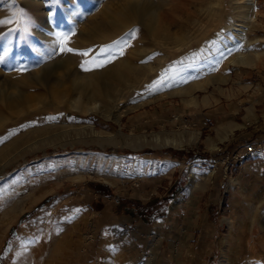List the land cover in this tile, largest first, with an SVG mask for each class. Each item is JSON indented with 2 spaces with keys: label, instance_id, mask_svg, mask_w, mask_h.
Masks as SVG:
<instances>
[{
  "label": "rangeland",
  "instance_id": "rangeland-1",
  "mask_svg": "<svg viewBox=\"0 0 264 264\" xmlns=\"http://www.w3.org/2000/svg\"><path fill=\"white\" fill-rule=\"evenodd\" d=\"M128 1L132 0H113L110 12H117ZM148 2L150 8L165 17L164 30L168 37L154 35L139 18L120 30L111 31V14L105 6L96 9L98 0H36L32 7H26L24 0H0V20L12 21L0 24V210L13 206L16 172L25 163L46 156L160 153L196 158L204 154L212 164L232 161L238 136L221 144L215 152L209 151L207 143L212 132L187 123L194 105H188V96L178 93L209 82L206 89L193 93L197 99L195 106L203 105L208 98L227 102V92L234 83L233 71L249 67L233 63L238 59L233 57L235 48L224 47L237 41L235 29L247 7L246 0ZM263 4L264 0H257L256 21L245 38L248 45L238 49V53L247 56L261 55L260 65L251 67L264 65ZM64 11L70 12L69 26L72 27L59 35L58 41L54 40L52 31L46 30L51 38L40 40L42 56H37L30 45L37 39L31 30L33 25L38 26L45 15L51 16L52 23L56 24ZM97 28L104 30L99 32ZM61 36L68 38L67 47L88 51L90 56L61 52ZM5 41L11 47L7 54L1 51ZM93 60L110 62L97 68ZM85 61L91 70L81 68ZM221 78L226 81L215 80ZM252 131H243L240 136L250 135ZM157 134L189 143L179 148L154 146L151 138ZM145 138L148 144L142 143ZM114 202L120 203L119 199ZM207 208L208 205L202 204L200 213ZM218 209L213 218L216 227L213 237H207L200 244L202 225L195 230L194 264L234 261L264 264V206L261 217L253 221L252 232L244 234L240 244L230 242L231 249L223 248L222 239L228 238L229 233L227 228L219 227L218 213H223V207ZM4 221L7 219L1 223ZM239 246L241 254L236 255L234 252H238ZM2 247L3 240H0V254ZM259 254L263 259L258 260ZM184 261L181 258L182 264H193ZM0 264H12V260L7 258ZM22 264H30L28 256H24Z\"/></svg>",
  "mask_w": 264,
  "mask_h": 264
},
{
  "label": "crops",
  "instance_id": "crops-1",
  "mask_svg": "<svg viewBox=\"0 0 264 264\" xmlns=\"http://www.w3.org/2000/svg\"><path fill=\"white\" fill-rule=\"evenodd\" d=\"M255 7L245 35L256 21L257 0ZM243 13L236 28L249 21V11ZM238 49L235 59H253L238 63L250 68L233 71L227 102H196L187 120L210 129L211 152L237 135L232 161L212 164L204 154L76 153L25 163L16 172L13 206L0 210V262L22 264L28 256L30 264H182L181 258L194 264L195 230L202 225L200 244L214 236L217 207H223L219 227L229 233L223 248L240 244L264 206V65L251 67L260 65L261 55ZM246 130L253 133L241 137ZM202 204L208 208L200 213ZM236 249L240 255L241 246Z\"/></svg>",
  "mask_w": 264,
  "mask_h": 264
},
{
  "label": "bare ground",
  "instance_id": "bare-ground-1",
  "mask_svg": "<svg viewBox=\"0 0 264 264\" xmlns=\"http://www.w3.org/2000/svg\"><path fill=\"white\" fill-rule=\"evenodd\" d=\"M98 1H99V3L96 5V9L99 8V7L101 8V6H105V7H107L106 10L111 14V22H110L111 31H115L117 29L120 30L122 27H125V26L131 24L134 19L136 20V18H139L142 21V23L145 25V27H147L149 29V31L152 32L154 35H158V36H161V37L164 36L165 31H166V30H164V27H165L164 18L165 17H163V15H162L161 12L157 11L156 9L150 8L151 6L150 7L148 6L149 5L148 4L149 3L148 0H132V1H128L126 4H123L122 5V8H120V10H118L117 12H112V13L110 12L109 5H110V3L113 0H105V1L104 0H98ZM246 2H247V5L246 4L245 5L247 7L244 6V7H246V9L244 11L248 10L249 11V14L246 13L247 15H245L246 16L245 18L249 19V21H247V23H245V25L239 26V27H237L235 29L236 30V33H237V36H238L237 37V41H234L230 45L224 46L225 48L232 47V48L238 49V48H240L239 46H243V45L246 44V39H245V36L246 35H245V32H246V29L248 27L247 25L250 22H252V20H253V13H255L254 12V9H256V7H255L256 6V0H246ZM34 4H36V0H24V5L26 7H32ZM243 14H245V13H242L241 15H243ZM60 18L61 19L58 21V23H56V24L54 23L53 24L52 23L53 22L52 17L45 15L42 18H40V21H39V25L38 26H34L33 25V28L31 30L33 31V33L35 34V36L37 37V39L36 40H33L30 43V45H31V50L33 52H35V54H37V56H40L41 55L40 42L42 40L43 41H46V40H48V39L51 38V35L49 33H47L46 30L52 31L53 34H54V40L58 41L59 40L58 36L61 35L62 33H64V31L68 27H72V26H69L70 22L72 21V18L70 16V12L64 11L63 16L60 17ZM103 30L104 29H102V28H97V31H99V32L100 31H103ZM95 34H96V32L93 33V35H95ZM112 34H113V32H112ZM104 35H106V34H104ZM113 35H115V34H113ZM166 36L168 37V35H166ZM10 48L11 47H10L9 43L6 42V41L4 42V44H1V51L4 54H7L10 51ZM238 56H240V55H238ZM252 59L253 58H251V56L250 57L240 56V57H238L236 63H250L251 64L252 63L251 62ZM46 67H48V66H46ZM45 68H44V70H45ZM215 80L220 81V82H223V80H219V79H215ZM208 85H209V82L208 83H203V84H198V85H195L193 88L188 89V90L181 91L178 94L183 95V96H188L187 97V101L186 100L185 101L187 102L188 105H194V104H196V102H197L196 100L197 99H196V96H194L193 93L196 92L197 90L206 89V87ZM26 103H25V105H26ZM18 108H20V107H18ZM197 137H199V135H197ZM151 139H152V143H153L154 146H169V145H173V146H176V147L179 148V147L183 146L184 144L189 143V141H183V140H178V139H171V138H167V137L166 138H163L159 134L155 135ZM138 140H139V138H138ZM195 140H196V137H195ZM134 142H133V144H134ZM144 142L146 144L149 143L148 140H147V138H145L142 141V143H144ZM51 143L52 142H49L48 145H51ZM150 144H151V142H150ZM142 146L144 147V144H142L141 147ZM135 147H137V146H135ZM7 165L8 164L6 163L5 165L2 166V168H5Z\"/></svg>",
  "mask_w": 264,
  "mask_h": 264
},
{
  "label": "snow or ice",
  "instance_id": "snow-or-ice-1",
  "mask_svg": "<svg viewBox=\"0 0 264 264\" xmlns=\"http://www.w3.org/2000/svg\"><path fill=\"white\" fill-rule=\"evenodd\" d=\"M11 22L12 21H9V20H0V24H8ZM61 41H62V47L60 49L61 52H73L74 54H78V55L83 56V57H89L90 56V53L88 51H77V50H74L72 48L67 47L66 45H67L68 38L66 36H61ZM121 54H123L122 51H121ZM107 62H110V61L106 60L104 63H107ZM86 63H87V61L82 63L81 68L84 69L85 71L91 70L90 68L86 67ZM92 63L97 68L104 66V63H98L95 60H93Z\"/></svg>",
  "mask_w": 264,
  "mask_h": 264
},
{
  "label": "built area",
  "instance_id": "built-area-1",
  "mask_svg": "<svg viewBox=\"0 0 264 264\" xmlns=\"http://www.w3.org/2000/svg\"><path fill=\"white\" fill-rule=\"evenodd\" d=\"M255 151V148L253 147V146H250L249 148H248V152L249 153H252V152H254Z\"/></svg>",
  "mask_w": 264,
  "mask_h": 264
}]
</instances>
